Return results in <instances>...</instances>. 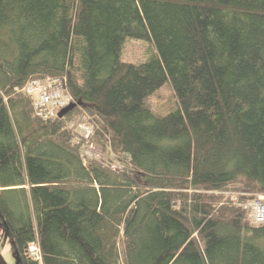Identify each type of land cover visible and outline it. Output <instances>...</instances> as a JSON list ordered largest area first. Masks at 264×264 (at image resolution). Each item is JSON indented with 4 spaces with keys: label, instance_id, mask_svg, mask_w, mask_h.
Instances as JSON below:
<instances>
[{
    "label": "trees",
    "instance_id": "obj_1",
    "mask_svg": "<svg viewBox=\"0 0 264 264\" xmlns=\"http://www.w3.org/2000/svg\"><path fill=\"white\" fill-rule=\"evenodd\" d=\"M129 38L157 51L123 62ZM49 78L81 105L45 121L25 89ZM84 115L121 170L86 163L70 128ZM258 195L264 0H0V227L16 264H38L34 242L43 264H264L244 206Z\"/></svg>",
    "mask_w": 264,
    "mask_h": 264
},
{
    "label": "rangeland",
    "instance_id": "obj_2",
    "mask_svg": "<svg viewBox=\"0 0 264 264\" xmlns=\"http://www.w3.org/2000/svg\"><path fill=\"white\" fill-rule=\"evenodd\" d=\"M125 41L126 42L121 51V60L123 62L140 64L146 62V60L157 51L154 42L151 40H136L129 38ZM171 90L173 92L172 86L166 84L157 93L158 95H162L164 97V101H167L171 99ZM148 104H153L155 106L157 104V99L153 97V100H150ZM88 121L89 118H86L84 115L80 117L79 120L70 124V128H72L76 134L86 139V143L82 147V155L86 163L90 164L93 160H96L97 162L104 163V165H108V167H111L112 170H121V166L119 163H117L114 155L105 152L103 149H101L99 144L95 143L93 140L95 135L94 128L91 124L89 125ZM245 196L253 197L254 195L246 194ZM255 207L258 212L259 206ZM0 251L8 264L17 263L15 252L12 249V242L7 237V234L2 227H0Z\"/></svg>",
    "mask_w": 264,
    "mask_h": 264
},
{
    "label": "built area",
    "instance_id": "obj_3",
    "mask_svg": "<svg viewBox=\"0 0 264 264\" xmlns=\"http://www.w3.org/2000/svg\"><path fill=\"white\" fill-rule=\"evenodd\" d=\"M26 93L33 101L35 116L45 121L58 118L59 113L74 103L73 97L61 79L34 80L26 87ZM261 199V200H260ZM251 211L254 224L264 225V195H258L254 202L244 205ZM255 206H259V211ZM259 217V218H258ZM28 257L38 264H43L38 242L28 247Z\"/></svg>",
    "mask_w": 264,
    "mask_h": 264
},
{
    "label": "water",
    "instance_id": "obj_4",
    "mask_svg": "<svg viewBox=\"0 0 264 264\" xmlns=\"http://www.w3.org/2000/svg\"><path fill=\"white\" fill-rule=\"evenodd\" d=\"M78 105H81V103H78V104H76V103H72V104L69 105L66 109L62 110V111L59 113L58 117H59V118H63V117H65L66 115H68L69 112H71V111L75 110L76 108H78ZM0 264H8L7 261L4 259V257H3L2 253H1V251H0Z\"/></svg>",
    "mask_w": 264,
    "mask_h": 264
}]
</instances>
